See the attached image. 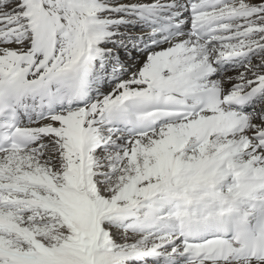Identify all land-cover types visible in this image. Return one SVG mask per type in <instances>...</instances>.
I'll use <instances>...</instances> for the list:
<instances>
[{"label": "snow or ice", "instance_id": "obj_1", "mask_svg": "<svg viewBox=\"0 0 264 264\" xmlns=\"http://www.w3.org/2000/svg\"><path fill=\"white\" fill-rule=\"evenodd\" d=\"M0 264H264V0H0Z\"/></svg>", "mask_w": 264, "mask_h": 264}]
</instances>
